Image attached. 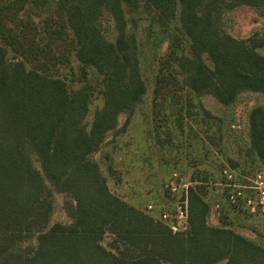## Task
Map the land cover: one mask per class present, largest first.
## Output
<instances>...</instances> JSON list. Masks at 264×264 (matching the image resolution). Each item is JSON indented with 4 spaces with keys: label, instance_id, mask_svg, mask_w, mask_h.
I'll list each match as a JSON object with an SVG mask.
<instances>
[{
    "label": "trees",
    "instance_id": "trees-1",
    "mask_svg": "<svg viewBox=\"0 0 264 264\" xmlns=\"http://www.w3.org/2000/svg\"><path fill=\"white\" fill-rule=\"evenodd\" d=\"M263 6L264 0H0V264H264V236L250 239L236 231L244 226L227 221L229 213L251 215L230 206L223 189L209 204L205 177H191L188 227L173 233L160 219V204L143 211L112 194L92 158L106 134L125 130L145 94L135 37L126 30L134 15H151L164 27L177 16L190 43V56L177 58L186 89L228 106L243 92L264 96V56L257 52L264 38L229 35L218 27L220 16ZM103 12L114 22V42L101 29ZM90 68L100 76L103 104L87 127ZM74 76L84 83L77 90L68 87ZM121 114L127 118L117 130ZM248 138L249 153L264 166V106L249 111ZM53 191L68 199V225L49 223Z\"/></svg>",
    "mask_w": 264,
    "mask_h": 264
},
{
    "label": "rangeland",
    "instance_id": "rangeland-1",
    "mask_svg": "<svg viewBox=\"0 0 264 264\" xmlns=\"http://www.w3.org/2000/svg\"><path fill=\"white\" fill-rule=\"evenodd\" d=\"M21 15L24 17L25 14ZM107 16V12H103L101 29L106 39L114 42L117 35L114 22ZM133 17L136 24L128 22L126 30L127 35L135 37L139 75L145 85V94L134 107L125 130L106 134L99 151L94 152L92 158L97 162L110 192L143 211L149 204L166 203L167 197L162 189L173 172L190 180L191 177L195 180L205 177L209 184L204 189L207 202L211 204L220 200L223 191L221 170L232 169L230 161L236 164L233 170L241 178L264 169L263 163L248 151V114L253 107L264 106V96L243 92L228 106L208 94L196 96L186 89L183 83L185 69L177 61L180 56H190L189 39L181 31L177 16L166 27L152 20L148 14ZM34 22L37 23L36 18ZM218 27L238 39L254 34L264 38V6L254 11L242 8L234 13L222 12ZM257 52L264 56V47ZM11 53L9 50L8 55ZM204 62L210 67L206 57ZM71 65L77 75L78 62L72 58ZM61 69L63 74H69L67 67ZM89 71L88 84H91L94 94L85 117L87 127L95 111L103 104L97 93L100 76L93 68ZM69 78L68 87L73 90L84 84L78 82L76 76L71 82ZM126 118V114L118 117L117 130ZM105 153L109 156L107 162L103 158ZM51 202L50 225L70 224L71 219L65 211L67 197L54 192ZM229 214L227 221L245 227L237 228L238 233L256 241H259V236H264L263 218L253 225L252 217ZM214 216L208 218L209 224H216ZM253 227H257V232L248 229ZM109 240V237L105 238L102 244L108 247Z\"/></svg>",
    "mask_w": 264,
    "mask_h": 264
},
{
    "label": "built area",
    "instance_id": "built-area-1",
    "mask_svg": "<svg viewBox=\"0 0 264 264\" xmlns=\"http://www.w3.org/2000/svg\"><path fill=\"white\" fill-rule=\"evenodd\" d=\"M194 185L190 179L173 172L163 189L167 201L159 205L162 209L160 219L165 222L173 233L184 232L188 227V196ZM220 186L225 191L226 202L230 206L242 208L251 216L264 219V169L257 170L251 175L240 177L230 168L221 170ZM155 206L149 204L148 210Z\"/></svg>",
    "mask_w": 264,
    "mask_h": 264
},
{
    "label": "crops",
    "instance_id": "crops-1",
    "mask_svg": "<svg viewBox=\"0 0 264 264\" xmlns=\"http://www.w3.org/2000/svg\"><path fill=\"white\" fill-rule=\"evenodd\" d=\"M251 217L253 218V219H252L253 222H255V223H253V225L257 224L256 222H259V221L262 219L261 217H255V216H251ZM259 219H260V220H259ZM252 220H251V221H252ZM263 220H264V219H263ZM239 224H240V223H239ZM240 226H244V225H243V224H242V225L240 224Z\"/></svg>",
    "mask_w": 264,
    "mask_h": 264
}]
</instances>
